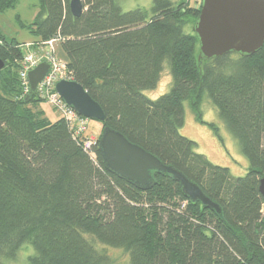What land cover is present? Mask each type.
<instances>
[{
	"label": "trees",
	"instance_id": "1",
	"mask_svg": "<svg viewBox=\"0 0 264 264\" xmlns=\"http://www.w3.org/2000/svg\"><path fill=\"white\" fill-rule=\"evenodd\" d=\"M20 1L0 0V13ZM40 1L27 29L36 42L61 37L74 81L106 120L87 151L64 118L45 115L37 95L22 96L23 43L0 33V264L26 243L35 250L31 264H116L107 246L127 252L130 264H264V45L252 56L200 60L198 37L185 32L200 15L189 0H152L150 11L82 0L79 18L71 0ZM166 61L173 87L152 100L144 90L158 86ZM205 93L250 161L245 176L213 164L180 134L186 101L206 124ZM105 127L183 173L221 213L189 201L170 175L154 173L155 185L142 191L107 171Z\"/></svg>",
	"mask_w": 264,
	"mask_h": 264
},
{
	"label": "water",
	"instance_id": "2",
	"mask_svg": "<svg viewBox=\"0 0 264 264\" xmlns=\"http://www.w3.org/2000/svg\"><path fill=\"white\" fill-rule=\"evenodd\" d=\"M70 11L74 17H81L84 2L71 0ZM194 32L200 43V60H212L231 53L252 56L264 45V0H203ZM5 66L0 59V71ZM49 70L50 65L42 62L29 73L30 91L26 101L37 95L38 85ZM56 90L80 116L99 122L106 120L103 108L78 82L60 81ZM99 151L107 171L138 189H151L155 185L154 173L170 175L181 185L189 201L200 202L203 207L221 213L220 207L197 184L130 142L122 133L105 127L99 140ZM259 190L264 197V177L259 181Z\"/></svg>",
	"mask_w": 264,
	"mask_h": 264
},
{
	"label": "rangeland",
	"instance_id": "3",
	"mask_svg": "<svg viewBox=\"0 0 264 264\" xmlns=\"http://www.w3.org/2000/svg\"><path fill=\"white\" fill-rule=\"evenodd\" d=\"M179 2L180 0H172ZM191 5H195V0H189ZM119 4L124 11L135 9L151 10L152 0H119ZM40 0H21L14 9H9L0 13V33L8 41L16 40L24 43L37 40L38 36L30 32L27 26L33 24L41 13ZM187 34H194V25L185 26ZM33 43V42H32ZM197 53L200 55V45L197 46ZM58 56L64 59L62 51L58 48ZM4 70V69H2ZM173 87V77L170 72L168 61L164 64V71L158 86L154 89L144 90V94L156 100L168 93ZM39 108L45 111V115L55 121L59 118V113L45 102L38 103ZM185 122L180 129V134L194 141L196 152L206 156L213 164L229 168L232 176H245L250 168V161L243 153L238 139L230 132L225 122L220 118L218 110L207 93L204 94L201 110L203 120L206 124L196 121L195 115L190 108L189 101L184 102ZM213 124L219 130V136L216 135ZM101 132V124L98 121L91 120L88 130V137H98ZM88 237V235L86 236ZM101 245V244H100ZM96 248L101 251V247ZM107 251L113 257L116 264H130L128 253L123 249L108 248ZM35 254L33 246L29 243L24 244L15 259L7 260V264H31L29 258Z\"/></svg>",
	"mask_w": 264,
	"mask_h": 264
},
{
	"label": "built area",
	"instance_id": "4",
	"mask_svg": "<svg viewBox=\"0 0 264 264\" xmlns=\"http://www.w3.org/2000/svg\"><path fill=\"white\" fill-rule=\"evenodd\" d=\"M202 1L195 0L194 6L197 9H201ZM60 41L61 37L57 36L45 42L23 43L20 46L23 58L19 62L18 77L22 85V96H26L30 91L29 73L42 62H47L50 65V70L44 80L38 85L37 96L65 119L74 138L80 139L85 149L92 152L93 146L97 144V137L87 136L91 120L80 116L56 90L58 82L63 80L74 81L67 62L58 56V44ZM91 154L94 157V153Z\"/></svg>",
	"mask_w": 264,
	"mask_h": 264
},
{
	"label": "crops",
	"instance_id": "5",
	"mask_svg": "<svg viewBox=\"0 0 264 264\" xmlns=\"http://www.w3.org/2000/svg\"><path fill=\"white\" fill-rule=\"evenodd\" d=\"M37 40H34V41H31L30 43H32V42H36ZM24 43H28V42H24Z\"/></svg>",
	"mask_w": 264,
	"mask_h": 264
}]
</instances>
